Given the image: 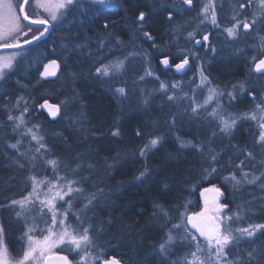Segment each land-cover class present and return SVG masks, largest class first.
Masks as SVG:
<instances>
[{
	"label": "snow or ice",
	"instance_id": "obj_1",
	"mask_svg": "<svg viewBox=\"0 0 264 264\" xmlns=\"http://www.w3.org/2000/svg\"><path fill=\"white\" fill-rule=\"evenodd\" d=\"M125 2H128V0H36L37 6L48 13L49 17L36 19H32L26 11L30 0H22L15 12L12 10V5L9 4V25L5 27L3 23H0V48L17 49L19 52L11 56L0 57V81H5L15 70L16 62L20 58V52L23 51L25 45H31L51 31L50 22L62 24L68 19L66 13L70 12L73 8L79 7V24L81 27L89 26L87 31L91 32L90 25L97 17L88 16L89 9L87 5H95L98 11H106L119 9L122 3ZM180 3L181 7L173 10H169V5L166 3H161L160 9L167 11L169 23L174 18V11L182 13L195 8L194 0H180ZM185 5L188 7L185 8ZM231 10L233 15L230 19L234 22L222 29V34L226 33V43L235 44L240 40L242 35H248L249 31L253 28H257L258 31L264 30V0H236V2L231 4ZM249 11L250 18L246 15ZM242 16L244 17L243 20L240 19ZM0 19H2V14H0ZM147 19H149V15L145 11L141 10L138 12V15L133 20V23L139 25L136 29L137 32L142 30L144 22ZM197 19L200 21L197 25V31L188 32L185 37V40L191 44V47L178 48L175 54L171 52L164 54L163 49L154 46L157 54L162 56L160 60L162 71L174 69L176 74H184L190 69L193 60L199 59L203 61L204 56L209 51L213 53V56L216 55L217 48L212 43L209 33H205L200 39H195L199 28L205 23L210 22L214 28H221L218 22L217 5L214 4V0H206V2L202 3ZM75 20L76 18L74 17L73 21L70 22V26L75 23ZM23 21H29V24L25 25ZM32 25L43 26L44 30L39 32L38 35H33L31 40H29L27 37L32 32ZM52 26L54 27L55 24H52ZM111 26L115 27V25ZM109 27L110 24L105 19L103 29L107 32ZM183 27L184 25L178 24L171 29L174 34L173 43H178L176 37L181 34ZM25 28H27V31L24 30ZM14 36L24 37L22 43L18 39L15 43L11 42ZM144 37L149 41L153 39L148 32L144 33ZM61 39L62 42L59 45L61 51L58 52L53 47L48 52V55L61 57L65 52H83V49L89 48L87 56H95V51L91 50V36L85 35L82 42H76L81 41V36L78 32L77 35ZM95 40L98 45L96 51L102 54L95 56L86 73L93 79L108 81L113 77L118 78L127 70L126 62L128 60L139 58L147 67L144 69V74L139 76L136 82H144L148 77L160 80L159 76L155 75L151 69V58L147 53L137 52L135 51V46H133V51L128 52L122 58L116 57L112 60H107V57L103 55V50L111 41V34L108 36L97 35ZM259 40L260 47L257 49L256 54L247 61L251 65L248 72L249 79L257 74V78L264 76V36H259ZM53 43L55 44V41ZM115 44L124 46V42L119 37H116ZM196 47L204 48V53L201 55L194 51L193 49ZM111 51L112 49L109 50V54H111ZM235 52L242 54L243 50L237 48ZM181 56L183 58L179 59L178 63H172L174 59ZM68 58L70 56L65 57V59ZM63 63L64 60L58 63L57 59H50L47 63L43 64V70L41 71L40 60H35L36 68L34 70L39 72L38 82H47L50 78L59 79L58 72L51 69H61ZM197 72L199 74V83H196L195 78H192L191 83L193 87L190 89L191 96L184 90L183 84L180 81H174L170 85L164 81H160L159 88L153 89L148 96H144L145 90L141 89L143 104L147 105L152 93L157 92L165 94L167 102L170 104L175 103L178 108L187 101V106L184 107L182 112L171 113L170 120L166 121L169 127H175L178 118L190 114L199 119L200 113L206 111L207 107L210 106V102L215 103L216 107L211 112H207L205 117L212 124V138H209L207 143L204 141L194 143L192 140L185 141L177 138L179 147L176 151L194 149L201 155L202 163L207 165V167L201 169V181L211 183V179L216 178L217 173L231 169L227 175L220 177V179L224 184L231 185L234 193L246 187L258 189L261 193H264V100L255 104L250 112L241 114L226 112V105L222 102L223 98L225 96L228 98L227 107L235 106L233 102H238L237 89H239L240 93H245V83L232 84L231 90L228 89L227 85L221 89L219 86H211L212 81L205 74L203 62L197 66ZM80 74V72H70L69 76L75 80ZM21 87L27 88L26 85H22ZM205 88L208 89V95L201 102L197 93ZM254 92L255 90L253 89L252 91H247L246 94L255 100L257 97ZM114 93L120 98L127 96L125 87H116ZM0 99L5 101L3 105H0V112L7 113L6 120L2 122L3 126L10 127L11 133L18 137L14 143L7 142L6 148L15 150L18 157L23 158L28 163L35 165L37 161H41L45 167L51 166L53 172L58 173L61 170V161L58 158H48L50 155L54 156V153L48 147L46 136L42 134L44 131L42 125L40 123L31 124L32 112L47 111L49 117L59 119L64 115V111L68 105L77 102L79 99L78 94L73 92L71 96L60 101L59 104H50L48 99H43L42 103L35 104V99L37 98L29 99L24 96H17L15 102L12 103L10 96L3 97L2 94H0ZM17 112L19 113L18 115L15 114ZM79 115H82V113ZM242 120L256 122L259 133L255 136L251 147L246 145L244 148H237L235 145H231L235 149L236 158L242 156L243 159H239L237 163L230 156L226 162L222 163L224 151L222 149L220 152H217L211 146L213 138L217 135L230 137L237 124ZM72 123L80 125V130L85 133L92 131L83 127L86 121L79 118L72 121ZM29 124H31V127L28 126ZM54 135L59 136L60 133H55ZM120 135L119 128H114L111 132L113 138ZM144 135L143 128H138L135 132L137 138ZM29 137V147L23 152L20 151L23 141ZM33 142L36 145L34 148L32 147ZM164 143L165 138L163 135L148 134V138L143 146L138 148V157L145 160V164L142 170L133 177L131 183L142 185L152 177L153 169L147 166V158L158 152ZM257 148L261 150L259 154L255 151ZM85 155L87 154L76 153L71 158L74 167L67 165L66 167L69 169L68 173L66 175H55V178L51 181L46 178L40 180L36 175L30 176L28 179L31 181L32 191L28 195L20 199H10L6 205H0V207H7L11 210H15L19 206L20 210L15 211V217L17 219L23 218L26 221L28 217L25 213L35 211L37 204L39 205V215L33 217L32 224H26L25 230L21 233V240L24 242L22 245V255L13 256L10 252L6 244V227L3 223H0V264H42V262L43 264H51L52 258L48 257L47 253L57 245H67L70 250H74L79 255V264H123L115 256L107 257V251L114 249L106 248L104 244L98 242V235L104 231V225L111 226L113 220L109 216L107 220H100L99 226L93 224L92 221L98 215H101L105 209L112 207L113 202L110 198L115 193L112 191L106 192L103 187H97L95 184L92 186L94 191L89 192L87 190L86 182L90 176H80L79 173L82 171L92 173L100 165L99 161L92 163L85 160ZM119 156L120 154L117 153L111 158V162H109L108 157H103V167L106 174L107 169L116 168ZM167 158L169 160L174 159L171 153L168 154ZM10 159L19 168L23 169L25 167V164L20 163L17 158L12 157ZM68 174L77 178L68 179ZM156 183L159 184L160 182L157 181ZM41 185L46 186V190H42ZM163 188L167 189L168 184L163 183ZM206 193L214 194L211 206H209V201L205 199V207L200 212L188 214L186 211H181L179 207L176 209V219L178 222L171 224L164 231L161 241L153 248L154 254L160 257V264H168L169 257L173 255V251L178 252L179 248L185 249L183 255L171 260L170 264H264V244H255L258 235L264 236V222L247 223L244 227H233L234 224H240L250 216L256 215L257 213L253 210L256 207L255 202L258 199L264 200V196L257 197L254 193H249L248 195L251 196V199H242L240 203L235 205L236 210L233 211L229 204L219 202L220 198L224 196L221 187L211 184V187L201 189L202 197ZM41 195H43V199H41ZM81 201H83L82 206L73 213L74 204L81 203ZM60 202L67 205L62 213L59 211ZM89 212H92L93 215L89 216ZM169 213L170 209H165L163 204L154 203V215L163 216L166 224H170L173 218ZM259 213L264 215V205L259 206ZM72 216L75 217V227L69 223ZM86 221L87 224L85 223ZM40 224H43L45 227L41 228ZM56 229L62 230L56 231ZM181 230H183L182 235L180 234ZM44 232L47 234L42 235V237L38 235ZM204 244L207 245L206 255L203 253ZM244 244H248L250 247L243 248L242 245ZM178 245L179 248L177 247ZM55 259L60 264H74V262L69 260L68 256H57Z\"/></svg>",
	"mask_w": 264,
	"mask_h": 264
},
{
	"label": "trees",
	"instance_id": "obj_2",
	"mask_svg": "<svg viewBox=\"0 0 264 264\" xmlns=\"http://www.w3.org/2000/svg\"><path fill=\"white\" fill-rule=\"evenodd\" d=\"M139 1L142 0H128V2L123 3L122 7L123 9H125L124 13L126 16V22L124 21L125 16L122 13V23L121 26H119L122 30L121 34H118L122 39L125 38L124 29L126 28L128 31H131V29L124 26V24L127 23L128 26H130L133 30V20L138 15V12L143 9L149 15V19L144 22L146 28H144L143 30L150 33V35L153 37L151 41L145 40V43L143 44L150 45L151 43H154L155 46L162 45V42H165L166 39L169 38L168 34H165V29L168 28L170 24L167 19L166 11L161 10V13L152 14V12H150L151 10ZM117 16L115 18L118 20L119 18H117ZM0 22L3 21L0 20ZM101 24H103L102 21L97 24L98 31L102 29ZM119 27L117 28V32L120 30ZM53 32L54 28L52 29L51 34L48 37H45V39L31 44V46L29 45L23 48V51L20 52V58L16 62L15 70L7 78V80L4 81V85L8 87L9 93H14L16 84L17 86H20V88L24 89L23 91L25 92L23 93H25L24 95L27 98H37L35 99V104H40L43 98H39L40 96L37 95V91L58 82V79H53V81L47 82H38L39 72L34 70L36 68L35 60H40L41 68L42 63L47 58L57 57L48 54H46V56L43 54L41 55V51L43 52V50H48V44L51 41ZM62 34L66 35V32H62ZM79 34L80 36L83 34L89 36L90 32L87 31V27H84V33L82 34L81 32ZM18 51L19 50H17V52ZM68 56H70V58H68L67 60L71 64H73L74 62L72 61L74 60V57H76V52H73ZM84 59L86 60V58ZM176 60L177 59H174V61ZM244 65L245 73L246 63ZM63 69L65 72L64 67ZM72 71L73 70L71 69V72ZM73 72H75V70ZM235 72L236 73H234V75L231 74V76L225 78H219L218 74H214L220 80H223V84H226L224 83V79L231 78L232 80H235L237 78H240V76L244 74H242V69L240 66L237 70H235ZM232 77L235 79H233ZM32 82H38L39 86H32ZM64 82L65 84L63 85L61 84V81H59L57 85H61V94L64 96V98L69 97L71 94H73L72 92L78 94L79 99L75 104L70 105V107L73 108V112H80L79 114L82 113V116L78 115L77 118H84L86 121L85 127L88 129L92 128L91 132L95 133V135H92L94 136V138L90 143V151H93V153L85 155L84 159L88 160L89 162L95 163L97 161L102 162L103 157H108L109 162H111V158L117 153L120 154V160L123 156H127L126 159H123L124 162L128 165V167L126 166L127 168L123 166H120L119 168V165H117L116 169L112 170L113 180H111L112 186H110L109 191L114 189L117 185H119V188L121 187L120 190L110 198L113 202L112 207L110 209H105V211L101 215H98L92 222L93 224L99 226L100 220H107L109 216L113 220L112 225L108 226L107 224H105L104 231L98 235L99 243L104 244L106 248L114 249L107 251V257L115 256L117 259H120L123 264H126V261L128 264V259L133 260L131 257V253L136 254V252H138L137 249L140 251L141 248H144L150 249L152 251L154 246L161 241V238L164 235V231H166L167 228L171 226V224H175L178 222V220L176 219V209L178 207L181 211H186L188 214L195 213L199 210L202 201L200 197L201 190L199 191L198 187H201L203 185L208 187L211 186V184H216L218 187H221L222 191L225 193L222 202L225 204H229L230 208H232L233 211L236 210L235 205L237 203H240L242 199H251V196L248 195L249 193H254L257 197L264 196V193H261L258 189H254L251 187L237 190L234 193L231 185L224 184L220 179V177L227 175L228 171H231V169L217 173L216 178L211 179V183H209L208 181H201V169L203 167H207L206 164L202 163L201 155L194 149H185L180 152L176 151V149L179 147L177 138L185 141L192 140L194 143H199L201 141L207 143L208 139L212 138L211 125L208 128V125H205L207 121L204 118H200L199 121L191 123L188 120L189 118H191L190 114L185 115L184 120L176 123L175 127H168L170 128V131H167V128L165 130L161 127L159 128V131L165 138V143L158 152H156L154 155H150L146 161L147 166L153 169L152 177L149 180L145 181V183L142 185L131 183L133 177L136 176L140 170H142L145 164V160H142L138 157L139 147H137V141L140 142V140L146 137L147 134L137 138L135 136V132L138 128H143L144 133L148 132V130H150L149 128L151 127H149V124L144 123V121H147V119L157 121L161 113L159 114V112L157 111H151L152 107L149 106V109H147L146 111L140 114L136 113V115H133L131 120L122 119V121L119 123V130L121 132V135L119 137L113 138L108 134V131L109 128H111V125L109 124H114L113 121H109V116L111 115L110 112H112V109L115 107L114 100L110 98V96H107L105 93V95H103V92L99 89H91L93 91H91L90 88H79L78 90L73 89V84L76 82L74 81L72 83L71 78L69 79V77L65 78ZM22 85H26L27 88L25 89L21 87ZM95 91L99 93V95L102 94L103 97L101 95H98L96 98L94 96ZM47 99L53 102L55 101V103L59 102V99L56 96L48 95ZM154 103L155 106L158 105V107L165 105L159 104L157 101H155ZM242 103L244 109V106H246L247 102L243 101ZM243 109H239L238 113L241 114L249 112L246 111L247 109H244V111ZM96 111H99L100 114L96 115ZM33 112L34 113L32 114V116H36V114L39 115L38 120L36 121L38 123L43 122V124H46L50 127L61 123L60 119L52 122L42 111ZM156 113L159 115H157ZM119 114L116 115L117 117H114L118 119ZM169 114L165 113V115L163 116H166L167 120H170ZM72 121L74 120L62 119V125L65 130L64 136L66 135L65 138H67L65 139V141L68 142V144H65V146L70 145L71 143L74 144L76 137L75 132H77V129L80 126L73 124ZM252 123V121H247V128L245 129V131L243 128H238V125L230 137L226 136V142H224V140H222L224 138H221L219 135L213 138L215 139L214 141H216L213 142V148H215L217 152H220L222 149L224 151L222 163L226 162L230 156H232L234 158V161L237 163L239 162V159H243L242 156L236 158L235 149H233L231 145H235L237 148H244L246 145L248 147H251L256 136V134H254V128L251 126ZM7 128L11 131L10 127ZM98 128L99 131H97ZM177 134L179 135L177 136ZM59 137L60 139L62 138L61 135ZM65 146L63 147L64 151L58 150V153L62 154V163L64 165L69 161L67 154H64ZM135 147H137L136 150L134 149ZM66 148L69 152V155L83 153L81 151L83 149L82 143L76 145V149H74V151L73 146H69ZM86 149H88V146ZM86 149H83V151ZM255 151L259 154L261 150L257 148L255 149ZM9 153L10 151L7 149L0 150V187L2 186L1 178H9L6 171V169L8 168H3L9 161V159L6 158ZM132 153H136L137 156L132 155ZM169 153L172 154L174 159L169 160L167 158ZM3 157H5V160L3 159ZM16 170H21V168H18ZM22 170V175L29 171L27 170L26 166ZM157 181H159L160 183L157 184ZM163 183L168 184L167 189L163 188ZM108 184H110V182H108ZM19 186H21V183H19ZM7 192L8 194H0V205H5V203H7V200L9 201V199H7V196L10 193V197L14 199L17 198V196H20L24 191L20 187L14 186L11 187V189H8ZM154 203H161L164 205L165 209H170L169 214L171 217H173L170 224L165 223V218L163 216L162 218H160V216L154 215ZM255 205L256 207H254L253 210L257 214L250 216L242 223L264 222V215L259 213V206L264 205V200L258 199L255 202ZM14 211L15 210L8 209L7 207H0V223H3L6 227V240H9V247H11L15 253H19V248H21V243L19 239H17V234L19 235V233L17 232L19 223L12 218ZM226 214L228 213L226 212ZM148 221H150L151 223ZM11 234L14 236L12 237ZM255 244H264V236L258 235L257 239L255 240ZM242 247L249 248L250 245L244 244L242 245ZM143 264H160V262L153 256V259L145 261Z\"/></svg>",
	"mask_w": 264,
	"mask_h": 264
},
{
	"label": "rangeland",
	"instance_id": "obj_3",
	"mask_svg": "<svg viewBox=\"0 0 264 264\" xmlns=\"http://www.w3.org/2000/svg\"><path fill=\"white\" fill-rule=\"evenodd\" d=\"M141 2L144 6L148 7L152 12V14L155 13H161V9H160V5L161 3H166L167 5H169V10H173L176 8H180L181 7V3L180 0H142L139 1ZM206 2V0H194V4H195V8L188 10V11H184L182 13H177L174 11V18L173 20L170 22L169 27L165 29V34H168L169 38L166 39L165 42H162V45L156 46L159 49H163L164 54H167L169 52L175 54L178 50V48L181 47H191V44L185 40V37L187 35L188 32H193V31H197V25L199 24V20L197 19V15L199 13L200 7L202 6V3ZM236 2V0H214V4L217 5V16H218V22L221 25L220 29H216L212 26V24L210 22L205 23L204 25H202L199 30L198 33L195 37V39H200L203 37V35L205 33H209L211 35V39H212V43L216 46L217 48V53L215 56H213V53L211 51L208 52V54L206 56H204L203 61L197 59V60H193L191 62V67L190 69L184 73V74H176L174 69L171 70H161L162 69V65H160V60L162 59V56L157 54V52L154 50V43H151L150 45H146L143 44L145 43V40H147L144 37V33L146 31H144L143 29L146 28V25L144 23V26L142 28L141 31L137 32L136 29L139 27L138 24L133 23V30L130 26H128V24H124V26H126L127 28H130L131 31H128L126 28L124 29L125 32V38H121L119 34H121V30L119 26H121V19H122V15L124 14L125 16V9H123V3L121 5V12L118 14L119 16H117V18H119L118 20L116 18H113L107 14H104L106 12L104 11H98L97 7L95 5H87L89 12H88V16L92 17V16H96L97 18L93 21V23L90 25L92 31L90 32V35L92 37V41H91V50L95 51V56H100L102 53L99 51H96L98 45L96 43L95 37L97 35L99 36H108L109 34H111V41L109 42V44L107 45V47L104 48L103 50V55H105L107 57V60H112L116 57H120L122 58L124 55H126L128 52L133 51V46H135V51L137 52H145L149 55V57L151 58V69L152 71L155 73V75L159 76L160 80H156L154 77H148L146 78V80L144 82H136L138 80V77L144 74V69L145 67H147V65H145L139 58H133L130 59L126 62V71L124 72L123 75L119 76L118 78L113 77L111 80L108 81H101V80H96L93 79L91 76L87 75L86 73L88 72V69L90 67V65L92 64L93 60L95 59V56L93 57H88L87 54L89 52V48H85L83 49V52H76V57H74V60L72 62H74L73 64H71L67 59H65L64 57L70 55L71 53L65 52L63 56H61L60 58L55 57L56 59L59 60V62L62 60H64V63L62 64V73L61 75H59V79L58 82L61 81V84H65L64 80L65 78L69 77V79L71 78L69 76V73L71 72V69L75 72H80L81 74L75 79L73 80L71 78L72 83L75 81L76 83L73 84V89L78 90L79 88L85 89V88H90L91 89H99L100 91L103 92V95H107L110 96V98H112L114 100V104L115 107L112 109L111 115L109 116L110 120L109 121H113V125L112 123H110L109 125H111L108 131V134L111 136V132L114 130V128H119V123L122 121V119L124 120H128L133 117V115H136V113H142L144 111H146L147 109H149V106L152 107L151 111H157L159 112V114L161 113V117L159 116L157 121L156 120H152V119H147V121H144V123L149 124V128L150 130H148V132H146L145 134L146 137L148 138V134H153V135H162V133L159 131V128H163L164 130L166 129L167 131H170L168 128V124L166 123L167 117L163 116L166 114H169V117L171 118V113L177 111V112H182L184 107L187 106V101H185L179 108L176 106L175 103H168L167 102V97L165 94L162 93H152L149 103L147 105H144L142 102V95H141V89H144V96H148L150 92H152L153 89H158L159 88V83L160 81H164L166 83H168L169 85L171 83H173L174 81H180L183 84L184 90L186 92H188V95L191 96L192 93L190 91V89L193 87L191 80L192 78H195L196 83H199V74L197 72V66L200 65L202 62L204 64V68H205V74L209 77V79L212 81V85L211 86H219L221 89H223L225 87V85L228 86V89L231 90V86L232 84H238V83H245L246 86V92L247 91H252L253 89L255 90L254 94L256 95V99L253 100L251 97H249L246 92L245 93H240L239 89H237V97H238V102H233L235 104V106L233 107H227V101L228 98L227 96H225L223 98V103H225L226 105V112H232V113H237L239 114V109H243V101L247 102L246 106H244V109H247L246 111H251L255 104L260 103L261 100H264V76H259V78H257V75H253L251 77V79H249L248 77V72H249V68L251 67V65L249 63H247V61L256 54L257 49L260 47V40H259V36H264V30H257V28H253L252 30L249 31L248 35L246 36H241L240 40L238 42H236L235 44H231V43H226L225 42V36L226 33L222 34V29L224 27H228L230 26L231 23H233L234 21H231V16L233 15L232 10H231V4ZM33 5L35 4V1L32 3ZM32 5V6H33ZM222 5V7H221ZM185 8H187L188 6H184ZM42 9V8H41ZM143 10V9H142ZM42 11V15H46V17H48V13L44 12L43 9L39 10ZM144 11V10H143ZM123 13V14H122ZM0 14H2V16H7L8 14V7L7 4H0ZM166 14L168 16V13L166 11ZM31 15L34 16V12H31ZM39 14H36V16ZM41 15V16H42ZM68 19L65 20L62 24L61 23H56L53 22V24H55L54 28V32L53 35L51 37V41L48 44V50H43V52L41 51V55H45L48 54V52L55 47L57 49V51H61L59 45L62 42L63 37H68V36H74L77 35V33H84V27H89V26H84L81 27L79 24V19H80V11H79V7L73 8L70 12L66 13ZM246 15L250 18V11L246 13ZM40 16V15H39ZM76 18L75 23L71 24L70 26V22L73 21V18ZM105 19L108 20L110 27L107 30V32L103 29V24L102 25V29L98 31V25L101 21L104 23ZM202 19V17H201ZM209 19H210V15H209ZM241 20L244 19V17H240ZM3 21V19H2ZM124 21L126 22V16L124 17ZM24 23V22H23ZM25 24V23H24ZM130 24V23H129ZM181 24L184 25L181 34L176 37V39L178 40V43H173V32L171 31V29L173 27H175L176 25ZM27 25V24H25ZM111 25H115V27H112ZM119 27V31L117 32V28ZM25 31H27V28L24 29ZM83 30V31H82ZM42 29L37 27V26H32V32L28 35V38H31L33 35H37L39 32H41ZM241 31H242V25H241ZM62 32H66V35H63ZM119 33V34H118ZM95 34V35H94ZM85 36V34L81 35V41H76V42H82L83 37ZM88 36V35H87ZM116 37H119L123 42H124V46H120V45H116L115 44V39ZM15 39L21 40L23 41L24 37L22 36H14ZM53 41H55V44L53 43ZM171 44V46L169 47V45ZM239 48L243 50L242 54H238L235 52V50ZM112 49L111 54H109V50ZM194 51L200 53L201 55L204 53V48L202 47H196L195 49H193ZM19 52V51H18ZM17 50H12V51H2L0 52V57H7V56H11L14 54L18 53ZM55 56V55H54ZM41 58V56H40ZM86 58V60L84 59ZM183 57H179L177 58L176 62H179V59H182ZM19 60V59H18ZM43 60V59H42ZM156 60V61H155ZM86 61V62H85ZM174 61V60H173ZM106 62V61H105ZM175 62V61H174ZM173 63V62H172ZM246 63V69H245V73H244V64ZM71 69H70V67ZM239 66L242 69V76H240V78H233L235 80H232L231 78H227L224 79L226 84H223V80H220L219 78H225L228 76L234 75L235 70H237L239 68ZM65 68V72L64 69ZM24 70V69H22ZM72 71V72H73ZM218 74L219 78L214 74ZM24 75V74H23ZM7 80V79H6ZM5 80V81H6ZM232 80V81H231ZM222 81V82H221ZM58 82L54 83L53 85H49L46 88H43L42 90L37 91V95H39V98H47L48 95H52V96H56L59 99V102H57V104L60 103V101L66 99L64 98V96L61 94V85H58ZM34 85V87H37V85L39 86L38 82L33 83L32 82V86ZM116 87H125L126 88V92H127V96L125 98H120L117 95H115L114 93V89ZM24 89L20 88V86H17L15 84V91L13 94L9 93L8 91V87H6L4 85V81H0V94H2L3 97H11L12 103L15 102V98L17 96H24L26 97L23 93L25 91H23ZM91 90V91H93ZM73 93V92H72ZM86 93V92H85ZM105 93V94H104ZM95 97L97 98V96L99 95V93H97L95 91L94 93ZM72 95V94H71ZM70 95V96H71ZM102 97L103 95L100 94ZM99 95V96H100ZM199 101H203L204 98L208 95V89L205 88L203 89L201 92L197 93ZM93 96V97H94ZM27 98V97H26ZM155 101H157L159 104H165L163 106H155ZM5 101L3 99H0V105H3ZM216 107L215 103H211L210 102V106L207 107L206 111H202L200 113V118H204L206 117V113L207 112H211L213 108ZM243 109V111H244ZM161 111V112H160ZM34 112H32L33 114ZM80 112H73V108L70 107V105L67 106V109L64 111V115L61 116L59 119L61 120V123H58L57 125H53V126H48L46 124L40 123L43 127V133L46 136V141L48 143V147L52 150V153H54L53 155L48 156L49 159H53V158H58L61 161V170L58 173H54L52 170L51 166H47L45 167L44 163L41 161H37L35 163V165L28 163L27 161H25L23 158H19L18 154L15 152V150H11L6 148V143L7 142H15V140L18 138L17 136L13 135L10 131V129H8L7 127H4L2 122L4 120H6V116L7 113L4 112H0V150L3 149H7L10 151V153L8 154V156H6L7 159H9V161L7 162V164L5 165L8 169H6L7 174L9 176V178H1L2 181V186L0 187V194L4 193V194H8L7 190L11 189V187L14 186H18L21 189H23V193H21L20 196H17V198L14 199H20L23 196L28 195L29 192L32 191V184L31 181L28 179L30 176L32 175H36L38 179L42 180V179H47V180H53L55 178V175H66L69 171L68 167H66L67 165H71L72 167H74V163L72 162V157H74L76 154H71L69 155V152L67 150L66 147L69 146H73V151L74 149H76V145L82 143V148L86 149L88 146V149L81 150L83 153L86 154H91L93 153V151L91 152V140L94 138L93 133L90 131L88 133H85L84 131H81L80 128L81 126H77V132L76 133V137H75V142L74 144L71 143L70 145H66L68 144V142L65 141V130L63 128L62 125V119L63 120H69V119H73L76 120L78 119L77 116L79 115ZM120 113V114H119ZM15 114H19L18 112ZM100 112L96 111V115H99ZM118 115V119H116L114 116ZM157 114V113H156ZM157 114V115H159ZM74 115V116H73ZM82 116V115H79ZM39 115L36 114V116H32L31 118V124H35L38 123L36 122L38 120ZM73 117V118H72ZM117 117V116H116ZM126 117V118H125ZM184 117H180L177 119V123H179V121H183ZM191 118H189L188 120L192 123V122H197L199 121V119H197L196 117L190 116ZM83 121H85L84 118H79ZM58 120V119H57ZM207 123H205V125H208V128L211 125V130L213 132V128H212V124L207 120ZM31 124H29L28 126L31 127ZM247 124V120H242L240 121L237 126L239 125L238 128H243L244 131L247 128L246 126ZM86 124L83 125V127H85ZM204 125V124H203ZM62 126V127H61ZM236 126V127H237ZM254 129V134H256V136L259 133V129L257 126L256 122H253L251 125ZM86 128V127H85ZM92 129V128H90ZM99 129V128H98ZM111 130V132H110ZM79 131V132H78ZM235 131V129L233 130V132ZM55 133H60V135L62 136V138L60 139V135L56 136L54 135ZM85 134V135H83ZM179 134H177L178 136ZM85 136H87V138H85ZM220 136V135H219ZM146 137H144L143 139L140 140V142L137 141V147H141L143 146L144 142L146 141ZM221 138H224L222 140H224V142L227 141V137L226 136H220ZM28 140H30V137L28 139H25L20 147V151H25V149H27L29 147V143ZM215 139H213V142ZM142 142V143H141ZM214 143H212V147H213ZM36 145L33 142L32 147L34 148ZM65 146V153L67 154L69 161L67 164H63V160H62V154L58 153V150H62L64 151L63 147ZM137 147H135L134 149L136 150ZM115 149V148H114ZM31 154V153H30ZM109 154V153H108ZM128 155V154H127ZM132 155H134V153H132ZM135 156L136 153H135ZM17 158L19 160L20 163L25 164V166L27 167V170H29L27 173H25L24 175H22L23 170H16L19 167L16 164L12 163V160L10 158ZM125 156L122 157V159L117 161V165L123 166V167H128V165L124 162L123 159H126ZM3 159L5 160V157H3ZM93 163V162H92ZM96 163V162H95ZM99 167L96 171L92 172V173H88L87 171H82L79 173L80 176H90V178L87 180L86 184H87V190L89 192L94 191L93 189V184H95L97 187H103L105 189V191H109L110 186H112L111 180H113L112 177V170L115 169H107V174L105 172V169L103 167V160L102 162L99 161ZM117 167V166H116ZM126 167V168H127ZM27 175V176H26ZM23 176V177H22ZM68 179H76V176H73L71 174L67 175ZM21 183V186H19V183ZM108 182H110V184H108ZM107 185V186H105ZM11 186V187H10ZM207 186H201L198 187L199 191L203 188H205ZM211 187V186H208ZM121 188V187H120ZM119 185H117L114 189H112L111 191L113 193H116L118 191V189L120 190ZM232 188V187H231ZM41 189L42 190H46V186L41 185ZM11 193L7 196V199H12V197H10ZM225 196V193H224ZM223 197L220 198L219 202L223 203ZM43 195H41V199H43ZM8 203V200H7ZM5 203V205L7 204ZM83 201H81V203H75L74 207L72 209V212H76L78 209H80V207L82 206ZM61 206L59 207V211L62 213L64 211V209L67 207L66 204H63L62 202H60ZM63 206V207H62ZM209 206H211V204H209ZM205 207V205L201 204V207L199 208V210L197 212H200L203 208ZM19 206L16 207L15 211H19ZM15 211L13 214V219L19 223V227H17V232L19 233V235L17 234L19 241L21 243V248H19V253H15L13 251V249L11 247H9V240H6V244L8 245V248L10 250V252L13 254V256H17L18 254L22 255V245H23V241L21 240V233L25 230V225H31L32 224V218L39 215V205L37 204L36 210L35 211H28L25 213V215L28 217V220L26 221L23 218L17 219L15 217ZM108 211V210H107ZM50 215V214H49ZM89 216H92V212L88 213ZM156 216V215H155ZM160 218H162V216H160ZM159 218V219H160ZM50 219V218H49ZM151 221V220H150ZM148 221V222H150ZM93 222V221H92ZM69 223L72 224L75 227L76 221H75V217L72 216V218L69 220ZM87 224V221L85 222ZM151 223V222H150ZM247 223H240V224H234L233 227H244L246 226ZM40 227L43 228L45 227L43 224H40ZM62 229H56V231H61ZM47 234L46 232L44 233H40L38 235H40L42 237V235ZM181 235L183 234V231L181 230ZM11 236L13 237L14 235L11 234ZM130 243V242H129ZM142 246V245H141ZM179 248V245L177 246ZM136 250V248H135ZM133 250V251H135ZM138 252L135 253H131V257L133 260L128 259V264H143L145 261L151 260L154 258H156L159 262H160V257L157 256L156 254H154L153 250L151 251L150 249H144L141 248V250L139 251L137 249ZM185 249L184 248H179V251H173V255L171 256V258L169 257L168 260V264H170L169 262H171V260L177 258V256H182L184 253ZM203 253L206 255L207 254V245L204 244L203 246ZM63 255V256H68L69 260L74 262V264H79V255L74 251V250H70L69 246L67 245H57L56 247H53L52 250L50 252L47 253V256H53V255ZM82 254V253H80ZM131 261V262H130ZM133 261V262H132ZM43 264V262H42ZM127 264V261H126Z\"/></svg>",
	"mask_w": 264,
	"mask_h": 264
},
{
	"label": "flooded vegetation",
	"instance_id": "obj_4",
	"mask_svg": "<svg viewBox=\"0 0 264 264\" xmlns=\"http://www.w3.org/2000/svg\"><path fill=\"white\" fill-rule=\"evenodd\" d=\"M35 1V4L33 5L32 3ZM22 2V0H0V3L1 4H7V7L9 6V4H11L12 5V10H13V12H15V11H17V9H18V6H19V4ZM33 5V6H32ZM122 7H120L119 9H114V10H106V11H104V12H106V13H104V14H107V15H109V16H114L113 18H115L120 12H121V9ZM39 10H42L40 7H38L37 6V3H36V0H30V3L27 5V7H26V11L28 12V14L30 15V17L32 18V19H36V18H49V17H46V15H42V11H39ZM31 12H34V16H32L31 15ZM36 14H39V15H37L36 16ZM42 15V16H41ZM2 19H3V22H0V23H3V25L5 26V27H7L8 25H9V22H10V15H9V8H8V14H7V16H2ZM2 19H0L1 21H2ZM25 24H29L28 22H26V21H23ZM52 24H53V22H50V26H51V31H52V29H53V27H52ZM32 26H37V27H39V28H41L42 29V31L44 30L43 29V26H40V25H32ZM51 31H50V34H51ZM49 34V35H50ZM38 35V34H37ZM48 35V36H49ZM16 40L17 39H15V38H13V40L11 41V42H16ZM173 63H176V61L174 62V61H172Z\"/></svg>",
	"mask_w": 264,
	"mask_h": 264
},
{
	"label": "water",
	"instance_id": "obj_5",
	"mask_svg": "<svg viewBox=\"0 0 264 264\" xmlns=\"http://www.w3.org/2000/svg\"><path fill=\"white\" fill-rule=\"evenodd\" d=\"M26 22L29 23V21H26ZM49 26H50V25H49ZM50 27H51V26H50ZM49 33H50V32H49ZM49 33H46L44 37H47V36L49 35ZM44 37L38 39L37 41H40V40L44 39ZM29 40H31V39H29ZM37 41H35V42H37ZM35 42H33V43H35ZM13 43H15V42H13ZM21 43H22V42H21ZM33 43H32V44H33ZM27 46H29V45H25L24 48L27 47ZM30 46H31V45H30ZM12 50H17V49H4V48H0V51H12ZM50 59H56V58H48L43 64L47 63L48 60H50ZM58 63H59V61H58ZM43 64H42L41 69H40L41 71L43 70ZM51 70H52V71H57L58 74H60V72H61V69H55V68H53V69H51ZM53 79L55 80V78H50L48 81H52ZM48 100H49V99H48ZM42 102H43V100H42L40 103H42ZM49 102H50V104H57V103H55V101H54V102L49 101ZM42 112L45 113V115H46V116L48 117V119H50L51 121H53V120H54V121L57 120V119H54V118L49 117L48 114H47V111H42ZM205 188H208V187H205ZM213 196H214L213 193H206L205 196L202 197V196H201V192H200V197H201V200H202V202H203L204 205H205V199H207V200L209 201V204H211V201H212V199H213ZM57 256H59V255L48 256V257H51V258H52V259H51V264H60V262L57 261V260L55 259V257H57ZM111 257H113V256H111Z\"/></svg>",
	"mask_w": 264,
	"mask_h": 264
}]
</instances>
